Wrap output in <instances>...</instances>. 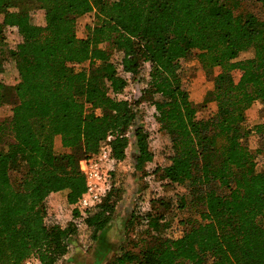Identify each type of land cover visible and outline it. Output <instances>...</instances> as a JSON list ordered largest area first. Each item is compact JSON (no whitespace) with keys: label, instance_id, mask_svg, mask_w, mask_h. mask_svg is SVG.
Listing matches in <instances>:
<instances>
[{"label":"trees","instance_id":"1","mask_svg":"<svg viewBox=\"0 0 264 264\" xmlns=\"http://www.w3.org/2000/svg\"><path fill=\"white\" fill-rule=\"evenodd\" d=\"M36 9L43 25L31 20ZM86 14L93 17L78 38L75 21ZM12 28L20 38L14 47L6 45ZM192 56L200 68L220 70L204 99L216 109L202 119L181 77ZM9 59L17 78L0 82V107L10 112L0 119V264L67 256L70 219L86 189L78 160L95 155L107 135L115 166L131 140L134 167L151 162L148 132L137 123L142 104L171 154L145 178L153 196L134 198L127 248L105 264H264V158L257 163L264 151L241 142H264V122L246 124L250 106L264 103V0H0V72ZM143 67L139 98L120 97ZM162 184L185 190L174 201L183 213L178 237L153 214ZM61 191L69 219L50 213L45 225L46 199ZM109 197L110 190L84 221L93 239L114 212Z\"/></svg>","mask_w":264,"mask_h":264},{"label":"rangeland","instance_id":"2","mask_svg":"<svg viewBox=\"0 0 264 264\" xmlns=\"http://www.w3.org/2000/svg\"><path fill=\"white\" fill-rule=\"evenodd\" d=\"M31 20L37 25L44 24L43 11L32 10ZM91 14L78 17L75 21V32L78 38L85 35V25L92 20ZM20 38L14 28L6 31V45L14 47ZM248 56V53L240 54V58ZM146 66V65H145ZM146 67H143L135 79L127 83L123 90L122 98L135 101L139 98L144 82L147 78ZM220 72L218 68L202 69L192 56L189 59L186 71L181 72L183 87L190 94L191 101L197 107L196 118L202 119L209 116L216 109L214 101H204L207 94L214 88V79ZM141 75V76H139ZM239 73L231 72L233 80H237ZM17 73L12 60H6L3 64V70L0 72V82L12 86L15 84ZM194 84V86H193ZM193 88V89H192ZM138 122L142 124L148 132V147L153 154L151 162L145 164L143 168L134 167L136 149L132 140L126 149V158L123 163L114 167V172L110 178L111 188L109 202L114 204V212L106 225L105 229L99 233L96 239L91 238L88 233L87 238L73 236L71 238L72 251L68 259H60L56 264H105L108 259L119 254L126 247V237L131 234L129 225L131 211L134 206L136 194L150 199L153 191L146 185V176L157 166L164 167L168 164L170 156L169 141L167 136L159 131L158 125L154 120L152 108L149 104H142L138 107ZM246 124L252 127L256 122H264V103H254L246 111ZM10 115L9 106L0 107V119ZM241 142L252 152L260 149L264 151V142H260L256 136L243 138ZM56 153H62L63 149L59 137L54 138L53 144ZM264 154V153H263ZM257 157L259 168L263 167L262 160ZM158 173V177H159ZM156 176V180L158 179ZM158 181V180H157ZM185 193L182 186L175 184H162L159 199L154 200L153 214H161L168 223L167 234L170 237H178L182 232V226L179 220L183 218V213L174 209V201L179 194ZM66 191L50 194L47 199V209L49 213L58 216L62 223H65L70 215V209L65 201ZM172 206V207H171ZM127 248V247H126ZM131 264H140L134 260Z\"/></svg>","mask_w":264,"mask_h":264},{"label":"built area","instance_id":"3","mask_svg":"<svg viewBox=\"0 0 264 264\" xmlns=\"http://www.w3.org/2000/svg\"><path fill=\"white\" fill-rule=\"evenodd\" d=\"M111 137L112 136L107 135L105 143L99 148L95 155L78 160V169L85 179L86 189L76 204L77 215L70 219L75 228L74 234L71 238L73 236H77L79 238L88 237L84 221L88 216L89 211L95 205L99 204L110 190L111 183L109 174L115 167V160L111 156L110 149L108 147V142ZM51 217L50 213L46 215L43 220L45 225L49 223ZM53 217L60 221L58 216L53 215ZM68 248V254L63 257L64 259H68V255L72 251L71 243L68 245ZM23 264L40 263L36 256L30 255L24 260Z\"/></svg>","mask_w":264,"mask_h":264},{"label":"crops","instance_id":"4","mask_svg":"<svg viewBox=\"0 0 264 264\" xmlns=\"http://www.w3.org/2000/svg\"><path fill=\"white\" fill-rule=\"evenodd\" d=\"M193 86H194V84H193ZM193 89V88H192ZM189 97H190V94H189ZM190 100H191V98H190ZM197 102V101H196ZM196 102H194V103H196ZM51 194H54V193H51Z\"/></svg>","mask_w":264,"mask_h":264}]
</instances>
